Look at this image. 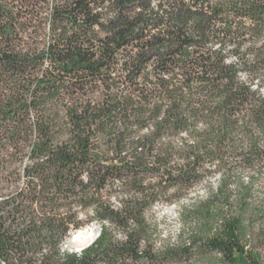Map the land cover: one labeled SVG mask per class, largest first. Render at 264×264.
<instances>
[{
    "label": "trees",
    "instance_id": "obj_1",
    "mask_svg": "<svg viewBox=\"0 0 264 264\" xmlns=\"http://www.w3.org/2000/svg\"><path fill=\"white\" fill-rule=\"evenodd\" d=\"M0 264H264V0H0Z\"/></svg>",
    "mask_w": 264,
    "mask_h": 264
},
{
    "label": "rangeland",
    "instance_id": "obj_2",
    "mask_svg": "<svg viewBox=\"0 0 264 264\" xmlns=\"http://www.w3.org/2000/svg\"><path fill=\"white\" fill-rule=\"evenodd\" d=\"M217 181V177L213 178V182ZM203 191H192L191 194L195 193H202ZM155 215L160 220L161 224V232L163 234L166 233H176L179 230L180 222L177 216V207L173 204L171 205H165V206H158L154 209ZM82 229H90L92 232H95L99 230V226L92 222L89 224H86L82 227ZM74 234V233H73ZM72 234V235H73ZM72 235L68 243L65 245L69 250H74L75 246L71 243ZM74 245V246H73Z\"/></svg>",
    "mask_w": 264,
    "mask_h": 264
},
{
    "label": "bare ground",
    "instance_id": "obj_3",
    "mask_svg": "<svg viewBox=\"0 0 264 264\" xmlns=\"http://www.w3.org/2000/svg\"><path fill=\"white\" fill-rule=\"evenodd\" d=\"M73 233L71 243L77 247L86 245L95 235V232H92L90 229L83 230L82 228L74 231Z\"/></svg>",
    "mask_w": 264,
    "mask_h": 264
},
{
    "label": "water",
    "instance_id": "obj_4",
    "mask_svg": "<svg viewBox=\"0 0 264 264\" xmlns=\"http://www.w3.org/2000/svg\"><path fill=\"white\" fill-rule=\"evenodd\" d=\"M99 232H100V228H99V230H97L96 231V234L94 235V237H93V239L91 240V241H89L86 245H84V246H80V247H75L74 248V251H80L81 249H83V248H85L86 246H88L97 236H98V234H99Z\"/></svg>",
    "mask_w": 264,
    "mask_h": 264
}]
</instances>
